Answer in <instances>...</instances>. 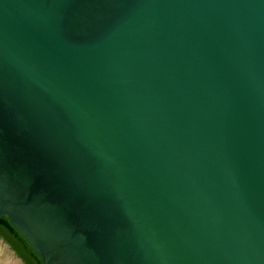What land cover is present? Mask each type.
Returning <instances> with one entry per match:
<instances>
[{
  "label": "water",
  "instance_id": "water-1",
  "mask_svg": "<svg viewBox=\"0 0 264 264\" xmlns=\"http://www.w3.org/2000/svg\"><path fill=\"white\" fill-rule=\"evenodd\" d=\"M42 264H264V0H0V219Z\"/></svg>",
  "mask_w": 264,
  "mask_h": 264
},
{
  "label": "trees",
  "instance_id": "trees-1",
  "mask_svg": "<svg viewBox=\"0 0 264 264\" xmlns=\"http://www.w3.org/2000/svg\"><path fill=\"white\" fill-rule=\"evenodd\" d=\"M0 235L11 244L13 248H15L19 255L28 263L29 262L27 252L29 251L30 254L34 255L39 261V264H42L41 259L37 256V254L31 249L28 242L18 233V231L12 226L9 220L6 217L0 219ZM15 239H22L23 245L20 247L18 242Z\"/></svg>",
  "mask_w": 264,
  "mask_h": 264
},
{
  "label": "flooded vegetation",
  "instance_id": "flooded-vegetation-1",
  "mask_svg": "<svg viewBox=\"0 0 264 264\" xmlns=\"http://www.w3.org/2000/svg\"><path fill=\"white\" fill-rule=\"evenodd\" d=\"M16 242H18L19 246L21 247L23 245L22 239H15ZM0 242L2 245H0V248L4 247L5 253L7 254L4 256L2 254V251L0 250V264H28L18 253V251L11 246L10 243H8L1 235H0ZM27 252V256L29 259V262L32 264H39V261L34 255L30 254L29 251ZM12 261V262H11Z\"/></svg>",
  "mask_w": 264,
  "mask_h": 264
},
{
  "label": "rangeland",
  "instance_id": "rangeland-1",
  "mask_svg": "<svg viewBox=\"0 0 264 264\" xmlns=\"http://www.w3.org/2000/svg\"><path fill=\"white\" fill-rule=\"evenodd\" d=\"M0 245H2L1 242H0ZM0 250L2 251V254H3L4 256L7 255V254L5 253L4 247H3V248H0Z\"/></svg>",
  "mask_w": 264,
  "mask_h": 264
},
{
  "label": "bare ground",
  "instance_id": "bare-ground-1",
  "mask_svg": "<svg viewBox=\"0 0 264 264\" xmlns=\"http://www.w3.org/2000/svg\"><path fill=\"white\" fill-rule=\"evenodd\" d=\"M12 262V261H11Z\"/></svg>",
  "mask_w": 264,
  "mask_h": 264
}]
</instances>
